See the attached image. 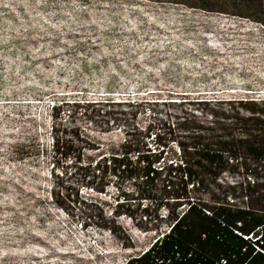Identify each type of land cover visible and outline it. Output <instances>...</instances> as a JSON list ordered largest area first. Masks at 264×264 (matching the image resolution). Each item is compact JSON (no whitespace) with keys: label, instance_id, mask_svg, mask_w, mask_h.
Wrapping results in <instances>:
<instances>
[{"label":"rangeland","instance_id":"rangeland-1","mask_svg":"<svg viewBox=\"0 0 264 264\" xmlns=\"http://www.w3.org/2000/svg\"><path fill=\"white\" fill-rule=\"evenodd\" d=\"M204 3L0 0V264H127L168 232L91 190V164L128 132L176 162L197 134L264 145V23ZM54 136L81 159L57 155ZM227 157L221 184L264 197V158Z\"/></svg>","mask_w":264,"mask_h":264},{"label":"trees","instance_id":"trees-1","mask_svg":"<svg viewBox=\"0 0 264 264\" xmlns=\"http://www.w3.org/2000/svg\"><path fill=\"white\" fill-rule=\"evenodd\" d=\"M157 1L205 2L201 9L264 23V0ZM185 129L203 130L200 125ZM146 134L126 133L116 150L91 164V190L117 193L111 212L115 217L138 219L137 225L145 231L169 229L127 264H264V197L259 186L221 184L224 173L236 166L229 164L227 156L264 158V145L233 150L197 134L178 142L181 161L176 162L165 156L168 146L159 148L158 135L154 136L158 146L152 149L144 142ZM52 143L57 155L81 159V153L59 138L54 136ZM51 197L59 206L69 198L60 192ZM240 198H246L243 205L237 203Z\"/></svg>","mask_w":264,"mask_h":264}]
</instances>
